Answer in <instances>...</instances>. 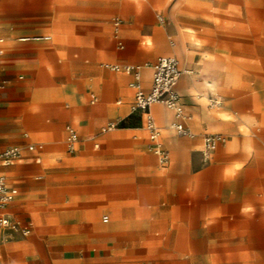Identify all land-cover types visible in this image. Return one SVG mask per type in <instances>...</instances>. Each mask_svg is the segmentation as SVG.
<instances>
[{"label":"crops","instance_id":"crops-1","mask_svg":"<svg viewBox=\"0 0 264 264\" xmlns=\"http://www.w3.org/2000/svg\"><path fill=\"white\" fill-rule=\"evenodd\" d=\"M263 49V0H0V91L8 75L50 70L48 126L59 131L48 138L45 188H23L22 153L0 163V177L18 190L0 206V264H91L96 246L114 248L94 264L130 262L155 234L180 264H264ZM161 57L182 71V117L151 109L167 166L132 111V76L107 68L141 66L149 91ZM66 98L72 104L61 116ZM16 118L0 109L2 152L20 148L12 146ZM68 123L79 136L73 154L66 140L62 148ZM176 123L195 138L179 136ZM110 124L120 127L102 133ZM215 134L226 142L205 161L203 138ZM4 217L31 234L5 231Z\"/></svg>","mask_w":264,"mask_h":264},{"label":"rangeland","instance_id":"rangeland-1","mask_svg":"<svg viewBox=\"0 0 264 264\" xmlns=\"http://www.w3.org/2000/svg\"><path fill=\"white\" fill-rule=\"evenodd\" d=\"M263 29H264V0H263ZM50 70L33 68L32 70H25L18 76L8 75L4 80L7 81V85L3 91H0L1 95H5L4 100L1 102L0 109L15 111L20 114V118H16L19 121L16 128V142L12 146H19L21 149L23 162L17 165L22 168L23 177V188L30 190L32 187L45 188L47 177L51 173L50 165L51 162L46 159L47 145H49L48 138L54 140L59 134L52 130L48 125L50 121V113L53 111V106L50 102L52 96V87L50 85V78L48 76ZM248 77L254 78L255 71H247ZM20 77H23L20 79ZM58 84H63L64 79H57ZM264 93V49H263V91ZM55 93H62L64 91L55 90ZM89 102V99H88ZM70 100L66 98L65 107L61 103L59 108L60 115H63L64 109L69 110ZM13 125H7L5 131L10 134L12 133ZM75 128L73 124L64 125L65 137L63 140V151H65V140L67 138V128ZM57 141V140H56ZM51 145V144H50ZM53 150L56 153L62 151L59 147V143L56 142ZM34 147V151H30V147ZM2 151H0L1 153ZM31 166L35 170H31ZM52 230H36L39 236H48L52 234ZM108 236L111 235V231L105 229ZM144 236H149L150 233L147 231L140 232ZM94 234V233H90ZM149 241V245L137 246L135 248V255L132 261L123 262L119 264H180L173 260L174 246H164L159 244V237L155 234ZM107 248V249H106ZM104 248L100 251V247H92L88 252L92 257L91 264H94L95 259L98 255L108 257L109 253H112L111 246ZM140 251L143 255H139ZM167 254V255H166ZM163 258H167L163 260ZM109 262V261H108ZM90 264V263H88ZM198 264V263H196Z\"/></svg>","mask_w":264,"mask_h":264},{"label":"built area","instance_id":"built-area-1","mask_svg":"<svg viewBox=\"0 0 264 264\" xmlns=\"http://www.w3.org/2000/svg\"><path fill=\"white\" fill-rule=\"evenodd\" d=\"M162 21V19L160 18ZM50 37L34 38L32 40H50ZM31 40V39H29ZM112 71L123 72L131 75L133 80L130 87L135 91V101L132 107L133 113H139L143 119V126L149 132L150 139L153 142V150L158 156L162 166L169 164L170 158L159 144L160 129L157 127L152 116L151 109L155 105H163L168 110L173 111L178 119L183 115V106L181 97L177 92V85L182 76L179 63L175 58L161 57L157 64L153 67L152 84L149 91L142 86V67L141 66H107ZM120 124H110L102 129V133H108L116 130ZM172 129L181 137L195 138L194 133L181 123L172 125ZM203 158L209 161L213 153H215L222 144L226 142L225 137L219 134L204 136ZM79 141L78 133L75 129L67 128L66 148L68 153L73 154L76 151V145ZM30 151L34 150L31 146ZM21 155V149L11 148L0 153V163L10 165L18 160ZM18 195L17 189H10L4 177H0V206L5 207L12 203ZM108 218H104L107 222ZM1 226L5 231L12 235H21L27 237L31 234L29 228H24L20 224L10 221L7 217L2 218Z\"/></svg>","mask_w":264,"mask_h":264},{"label":"bare ground","instance_id":"bare-ground-1","mask_svg":"<svg viewBox=\"0 0 264 264\" xmlns=\"http://www.w3.org/2000/svg\"><path fill=\"white\" fill-rule=\"evenodd\" d=\"M198 42V41H197Z\"/></svg>","mask_w":264,"mask_h":264}]
</instances>
